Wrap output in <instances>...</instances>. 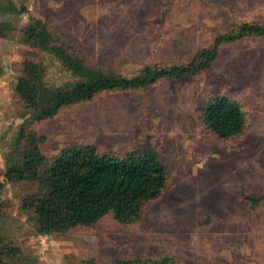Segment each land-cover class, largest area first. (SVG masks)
Wrapping results in <instances>:
<instances>
[{
  "label": "rangeland",
  "instance_id": "obj_1",
  "mask_svg": "<svg viewBox=\"0 0 264 264\" xmlns=\"http://www.w3.org/2000/svg\"><path fill=\"white\" fill-rule=\"evenodd\" d=\"M36 21L73 58L132 78L146 66L188 64L243 22L264 24V0H0V264L160 256L178 264H264V201L250 206L244 198L264 196V37L223 44L215 60H196L194 74L100 92L36 120L16 93L24 64L43 68L39 85L48 96L85 82L39 46ZM221 94L245 114L243 130L226 140L199 120L204 103ZM18 133L48 165L73 142L120 156L152 150L166 167V187L139 220L109 214L92 226L39 234L25 202L37 182L5 175Z\"/></svg>",
  "mask_w": 264,
  "mask_h": 264
},
{
  "label": "trees",
  "instance_id": "obj_2",
  "mask_svg": "<svg viewBox=\"0 0 264 264\" xmlns=\"http://www.w3.org/2000/svg\"><path fill=\"white\" fill-rule=\"evenodd\" d=\"M36 25L39 46L58 57L75 76L85 79L68 92L48 96L39 85L43 68L38 64H24L25 79L18 84L16 93L36 120L50 118L65 106L90 101L100 92L148 86L161 79L176 80L194 74L198 70L196 60H215L223 44L244 37H264V24L243 22L236 30L218 35L211 47L202 48L188 64L146 66L139 75L126 78L73 58L66 49L52 44L44 24L36 21ZM244 115L238 101L221 94L204 103L199 120L210 136L226 140L243 130ZM21 138L22 134L18 133L11 155L6 158L5 175L14 181L37 182L36 193L25 202L33 209L39 234L63 232L77 225L92 226L109 214L121 223L139 220L144 206L158 198L167 184L166 167L149 149H136L120 156L102 152L95 144L73 142L48 165L37 145L32 141L23 143ZM244 198L250 206L264 201V196L245 195ZM9 250L20 252L16 246ZM110 264L178 263L170 256H160L117 258Z\"/></svg>",
  "mask_w": 264,
  "mask_h": 264
}]
</instances>
